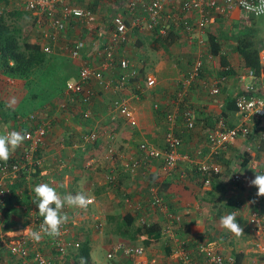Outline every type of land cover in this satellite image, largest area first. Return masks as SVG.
<instances>
[{
	"label": "crops",
	"instance_id": "crops-1",
	"mask_svg": "<svg viewBox=\"0 0 264 264\" xmlns=\"http://www.w3.org/2000/svg\"><path fill=\"white\" fill-rule=\"evenodd\" d=\"M27 1L0 0V14L8 15L7 19L17 23L27 41L38 43L48 55L40 73L28 79L0 72V133L10 130L26 133L36 126L44 127L45 134L32 154L39 165L28 173L0 181V197L5 201L0 208V236L7 233L11 239L28 228L32 215H39L32 202V188L49 183L61 196L82 192L90 198L87 208L65 206L63 211L69 217L70 235L66 241L75 246L81 237L87 238L91 264H177L175 252L179 241H186L195 255L199 244L212 241L222 253L242 254L240 260L250 264L255 259L251 252L255 244L248 219L255 211L264 212V202L257 201L256 187L250 184L255 177L250 170L255 158L244 154L245 146H250L259 161L257 169L264 166L255 150V136L228 145L217 154L210 151L205 140L222 118L227 101L249 80L250 68L244 65L235 45L242 35L241 29L252 26L245 20L252 18L234 10L231 16L215 17L212 24L188 34L179 22L174 23L181 13L174 14L167 8L153 32L131 25L134 19L146 24L147 14L140 5L135 12L129 11L126 4L130 0H60L51 16L27 9ZM62 4L89 8L95 18L90 23L77 17L55 19L60 18L57 15ZM117 14H121L128 29L124 40L115 43L114 62L107 66L103 43L113 38L112 18ZM54 21H63V27H54ZM169 33L173 40L168 45L150 48L156 34ZM211 38L217 43L216 54L211 52ZM255 38L262 66L261 77H256L259 90L264 79V34L256 33ZM78 41H83L84 46L74 58L70 50ZM221 55L227 61L226 67L220 63ZM121 59L128 61L127 68L119 67ZM196 60L201 61V66L194 74ZM82 65L102 72L101 81L92 78L85 83L84 87L92 92L87 103L82 102L81 93L72 92ZM131 71L138 73V79L132 78L133 81L118 88L120 77ZM149 79H153L152 85L147 84ZM115 102L123 106L115 107ZM186 109L192 113L191 129L185 124ZM167 117L172 118L169 124ZM224 120L227 127H233L241 122V115L232 112ZM258 124L256 121L253 129ZM169 127L180 138L179 153L189 160H179L166 171L161 159L147 162L144 155L141 165L129 171V160L135 158L131 155L141 156L138 145L144 142L163 149ZM92 131L97 134L96 139L85 142L84 136ZM28 146L29 140H24L9 159L20 157ZM109 148L116 149V158L107 160ZM210 163L219 170L211 172L206 182L208 176L200 167ZM236 172L247 174V185L231 178ZM154 188L165 209L152 204ZM229 213L236 214L243 229L239 236L220 225V218ZM125 214L134 218L135 226L156 223L159 236L148 237L145 233L131 239L126 234H117L116 224L122 226ZM166 226L172 229L169 236L163 230ZM119 243L139 247L142 254L108 258L112 247ZM43 250L52 257L53 264L63 262V256L58 257L46 243ZM0 264L33 262L11 255L0 243Z\"/></svg>",
	"mask_w": 264,
	"mask_h": 264
},
{
	"label": "built area",
	"instance_id": "built-area-1",
	"mask_svg": "<svg viewBox=\"0 0 264 264\" xmlns=\"http://www.w3.org/2000/svg\"><path fill=\"white\" fill-rule=\"evenodd\" d=\"M60 0H28L26 2V8L32 11H40L45 15L51 16L56 3ZM249 5H259V0H247ZM138 5L147 14L146 24L145 21H139L134 19L131 23L132 26L140 25L147 27V29H153V27L159 22L160 16L167 8L173 11H179L181 15L176 16L178 19H174V23L179 22L188 34L193 31L199 32L206 25L212 24L215 17L221 16L227 18L231 16L234 10H238L241 16L246 18H254L261 15H256L252 11H248L242 4L241 0H130L126 7L129 11L135 12ZM62 18L77 17L84 19L90 23L94 20V15L89 10L74 7L70 4H62L60 7ZM197 17H194L193 14ZM173 14V13H172ZM114 24L113 38L108 42L109 45H104L103 54L107 61V66H111L114 62L115 43L124 40L125 33L128 29L121 14L114 15L112 18ZM54 27L62 28L63 23L61 21H54ZM83 41H78L74 44L70 50V56L76 58L80 50L83 48ZM46 51L47 47L44 48ZM121 68L128 67V61L121 59L119 62ZM201 66V61L196 60L193 67V73L197 74ZM134 74L133 71L124 73L120 79L118 88H123L128 79ZM247 77L249 80L245 81L243 91L236 97L235 104L239 115H241V122L233 127H227L224 118H219L216 121L215 126L210 129L206 135L205 143L208 144L212 153L217 154L227 148L228 145H233L241 139H247L251 134L255 138V150L260 153L262 159L260 163L264 164V79L260 83V89L256 88V76L254 72L249 69L247 71ZM102 79V72L98 68L82 65L78 72V79L72 88L73 93H81V100L87 103L92 95L89 88L84 87L87 80L90 79ZM153 79H149L147 84L152 85ZM213 93L217 92V89L212 90ZM115 107H122V103L115 102ZM185 124L187 128L194 127V121L192 119V113L189 109L183 112ZM258 121V128L255 132H252L253 126ZM168 124L172 122V118L167 117ZM31 132H26L25 140H29V146L24 149L23 153L17 159H8L7 161H0V181L4 179H13L19 173H28L30 170H34L38 165V161L33 160V152L42 144V139L45 134L44 127H32ZM97 137L95 132H89L84 136L85 142H92ZM181 145L180 138L174 134L171 127L165 133L164 147L163 149H155L153 146L147 143H140L139 150H141L146 157L161 159L163 162V170H169L173 168L179 160H189L187 155H181L178 151V147ZM246 152L249 153L255 159H252L253 165L250 170L254 173H264V166L261 169H257V163L254 155V151L250 146H245ZM108 152L110 156L113 154V149L109 148ZM263 155V156H262ZM144 156V157H145ZM142 163V159L133 158L129 160L127 169L131 172L135 171ZM200 169L207 174L206 182L209 181V175L211 171L218 172V167L210 163L209 165H203ZM234 181H238L241 185H247V174L236 172L231 177ZM254 193H257V189H254ZM257 201L264 202V196H257ZM150 200L153 205L160 210L165 209L166 205L163 203L161 197L156 192L155 188L151 189ZM5 206V201L0 197V208ZM249 226L251 227L252 237L254 240V247L251 249L253 258L250 264H264V212L255 211L249 216ZM42 223V219L37 214H33L29 220L28 228L21 232L19 235H13L10 238L7 233L0 236V243L7 248L11 255L17 256L21 259H31L33 264H53L54 261L51 256L46 254L43 250V246L46 243L51 250L57 252V255H63L67 246L66 237L70 235L68 222L62 225L61 234L55 238L42 234V239L39 242L33 241L30 238L31 230H39V225ZM165 234L169 236L172 229L170 226H166L164 229ZM218 245L212 241L207 243H201L196 247L197 255L188 248L186 241H179L177 250L175 252L177 264H248L245 260H237L236 255L232 253H222L219 251ZM118 254L132 255L142 254V249L139 247H133L124 243L116 244L112 247L111 251L107 254V257H114ZM238 261V263H237ZM155 262V261H154Z\"/></svg>",
	"mask_w": 264,
	"mask_h": 264
},
{
	"label": "trees",
	"instance_id": "trees-1",
	"mask_svg": "<svg viewBox=\"0 0 264 264\" xmlns=\"http://www.w3.org/2000/svg\"><path fill=\"white\" fill-rule=\"evenodd\" d=\"M86 10H89L86 9ZM17 14V12H15ZM10 15H15L10 14ZM8 16V15H6ZM4 14H0V72L4 73L8 77L28 79L30 75H36L40 73V67L43 62H45L47 53L45 54L38 43H29L27 41L26 35L20 30L16 22H10ZM56 15H53V17ZM55 19L62 20V13L59 12ZM67 19V18H66ZM63 22V21H62ZM248 25V24H247ZM252 26L243 27L241 29V36L238 37L236 41V49L238 50L240 56L242 57L243 63L246 67L250 68L256 77H261V62L259 57V45L256 42V33L253 31ZM154 32V27L152 29ZM172 41V34L159 35L156 34V37L150 41V48H154L168 45L169 41ZM104 45H109L108 42L103 43ZM215 38H211V52L213 54L217 53ZM220 63L223 66H227V61L223 55L220 56ZM120 67V66H119ZM138 79V73H135L132 77L128 79V82L133 79ZM78 79V77H77ZM140 79V77H139ZM53 89H56L54 85ZM243 91V89L233 97L232 100L227 101V109L222 110L224 118H228L229 114L236 112V97ZM66 110V109H64ZM20 111V110H19ZM23 112V111H22ZM20 113V112H19ZM25 115L24 113H20ZM258 122V121H257ZM252 132H255V129H252ZM252 137V134L250 135ZM83 141V140H82ZM94 141V140H93ZM140 145V144H139ZM138 145V148H139ZM139 150V149H138ZM141 155L144 157V153L139 150ZM246 156L249 154L244 152ZM113 155V154H112ZM139 156V154H138ZM135 158H139V157ZM141 156L140 159H143ZM146 158V157H144ZM155 159V158H152ZM157 159V158H156ZM151 157H147L145 161L150 162ZM21 174V173H19ZM42 219V217H40ZM122 226L118 227L117 234L124 235L126 234L129 238L134 239L139 234H148V237L157 238L159 236V226L156 223H148L144 225L135 226L134 218L129 214H125L123 217ZM148 242V241H144ZM72 248V249H71ZM90 247L87 242V238L81 237L75 246L68 245L63 256V262L65 264H91V258L89 253ZM242 254H237L236 259L240 260ZM238 263V261H237Z\"/></svg>",
	"mask_w": 264,
	"mask_h": 264
},
{
	"label": "clouds",
	"instance_id": "clouds-1",
	"mask_svg": "<svg viewBox=\"0 0 264 264\" xmlns=\"http://www.w3.org/2000/svg\"><path fill=\"white\" fill-rule=\"evenodd\" d=\"M241 4L256 15L264 14V0H259V5H249L247 0H241ZM26 133L17 130H10L0 133V161H7L11 153L18 148L25 140ZM214 172V171H211ZM211 174L209 175V177ZM257 189V196H264V173H255L254 179L250 181ZM33 203L38 209V214L42 217L39 230H31L29 235L33 241L39 242L42 234L49 237H57L61 234V227L68 222L69 217L63 211L65 206L87 208L90 198L82 192L75 195L66 194L61 196L56 188L49 183H39L33 186ZM220 225L227 231L239 236L243 229L237 223L235 213L225 214L220 218Z\"/></svg>",
	"mask_w": 264,
	"mask_h": 264
},
{
	"label": "rangeland",
	"instance_id": "rangeland-1",
	"mask_svg": "<svg viewBox=\"0 0 264 264\" xmlns=\"http://www.w3.org/2000/svg\"><path fill=\"white\" fill-rule=\"evenodd\" d=\"M245 22H251V25H252V27H253V29H254V31L256 32V33H259V34H264V14L263 15H261V16H258V17H254V18H252L251 20L250 19H246L245 20ZM107 152H108V150H107ZM109 153V152H108ZM105 155V154H104ZM118 156V152L116 151V149L115 148H113V155L112 156H109V155H106V158H107V160H110V159H112L113 157H117ZM119 156H122V155H119ZM131 156H134V157H137V156H135V154H132ZM142 157H143V155H141ZM140 155L138 156L139 158L141 157ZM109 157V158H108ZM112 157V158H111ZM106 160V161H107ZM152 160V159H151ZM151 160H150V162H151ZM127 163V162H126ZM232 235V234H231ZM230 252V251H229ZM57 263V262H56ZM55 263V264H56ZM60 264H65L64 262H60Z\"/></svg>",
	"mask_w": 264,
	"mask_h": 264
}]
</instances>
